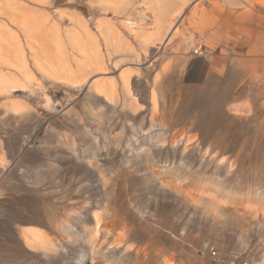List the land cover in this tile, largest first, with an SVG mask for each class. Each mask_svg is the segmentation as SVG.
Segmentation results:
<instances>
[{
    "label": "rangeland",
    "instance_id": "1",
    "mask_svg": "<svg viewBox=\"0 0 264 264\" xmlns=\"http://www.w3.org/2000/svg\"><path fill=\"white\" fill-rule=\"evenodd\" d=\"M51 1L52 5L47 8L37 0H0V12L26 11L47 19L45 23L52 42L59 38L69 41L65 31L61 36L56 33V24L66 29L71 27L68 14L94 19L89 23V35L82 32L77 35V45L65 46L70 62L66 72L65 69L41 72V67L30 62L38 78L47 74L61 83L69 81L78 85L85 74H95L83 93L73 96L74 112L80 114L81 122L91 129L88 132L61 116H39L38 109L46 110L42 91L23 90L20 85L25 83L21 81L13 93V99L20 104L18 114L7 113L3 109L6 102L0 97V264H152L159 250L173 258L174 264H231L236 257L239 264H262L264 10L260 9H264V0H251V8L244 10L250 11L249 16L255 19L237 25L219 23L213 13L194 14L195 2L188 5L189 0L187 3L182 0L185 4H179V9L176 6L173 13H161V21L170 23V27L155 46L150 44L148 51L147 43L142 42L140 36L153 22L151 4L159 5L158 2L166 0ZM175 1L180 3V0ZM204 2L206 0L196 5L202 4L205 10L213 9L214 6L206 7ZM217 2L211 0L210 3ZM54 6L58 13L66 16L64 21H60ZM241 10L231 9L236 14ZM10 29L11 34H17L15 28ZM93 30L99 31L98 39L91 35ZM31 38L34 49L44 55ZM75 67L77 76L72 78L68 70ZM125 70L132 72L131 89L145 111L141 106L130 110L124 104L122 90H118L114 106L104 97L87 98L90 86L109 82L113 77L119 79ZM139 72L144 76L140 77V82L135 76ZM74 90L72 93L77 92ZM107 93L113 99L111 90ZM54 95L64 100L62 88H56ZM153 95L158 116L143 125L140 117L149 110L150 119ZM101 130L95 146L94 137ZM177 133L179 139L175 138ZM73 136L88 139L82 153L85 161L95 150L107 154L103 149L107 138H119L118 143L122 142L124 147L131 139L147 143V157L154 171L138 160L131 168L130 179H126L121 175L126 173L129 163L118 159L119 152L112 149L106 158L107 175H120L116 188L123 189L121 202L127 203L128 216L135 220L134 225L142 224L146 231L161 235L140 241L135 237L140 231L129 226L130 243L136 242V247L143 248L144 262L136 260L134 252L124 255V251L114 253L107 247L104 248L106 257L96 255L93 259L90 244L86 243L87 234L95 224L93 212H102L98 206L108 200L110 191L103 192L107 189L100 183L99 174L75 159V148L70 141ZM188 138H192L193 145L183 152V142H188ZM172 140L177 146L171 144ZM132 147H141V143ZM152 150L162 152L163 156L158 157L156 152L157 157H154ZM99 154L96 157L99 158ZM37 176L45 179L38 180ZM161 179L172 185L182 184V193L212 194L248 224L252 221V226L244 227L230 215L214 216L203 200H187L182 193L177 195L171 187L162 185ZM22 206L39 210L35 218L40 223L30 226L44 228L54 241L56 248L48 255L29 245L20 248L23 240L19 235L22 223L18 212ZM22 217L31 218L27 212H23ZM47 217L51 219L46 221ZM56 218L63 221L60 231L51 224L56 223ZM69 227L73 230L70 233ZM113 239L114 236L111 241ZM84 247H88L86 252ZM212 250L219 259L214 258Z\"/></svg>",
    "mask_w": 264,
    "mask_h": 264
},
{
    "label": "bare ground",
    "instance_id": "2",
    "mask_svg": "<svg viewBox=\"0 0 264 264\" xmlns=\"http://www.w3.org/2000/svg\"><path fill=\"white\" fill-rule=\"evenodd\" d=\"M37 1L41 3L40 5H43V7L48 8V6L52 5L51 0H37ZM184 1L186 2V0ZM185 2L183 3V5L185 4ZM158 4L159 5H157V8H154L153 22H151V27L147 29L142 36H140L142 42L147 43L146 51H148V47L150 46V44L155 46V44H157V40H161L162 38L161 36L165 35L163 33H166L168 28L170 27V23L168 22L163 23V21H161V13L158 10V9H161L160 2H158ZM179 4H181V2ZM179 4L176 5L178 9L180 8L178 7ZM169 6L171 7V5H168L167 3L166 7H169ZM53 9L55 13L59 14L60 21H64L66 19V16L63 15L62 12L59 11L58 13L56 11L58 10L56 6H54ZM0 13L2 14L0 15V18L2 19V21H4V23L3 22L0 23V97H2L6 102L3 104V109L7 113L13 112L15 114H18L19 112L18 105L20 106V104L18 103V101H15L13 99V95H14L13 93L19 86L18 83L21 81L25 83L24 85H20L22 86L23 90H28L30 91V93H34L37 90L42 91L44 102H45L44 107L46 108V110L41 111V109H38L39 116H47L50 114L61 116L62 118L72 121L74 124H77L80 128L87 130L89 132L91 127L87 126L86 123L83 124V122H81L83 120V117L80 114H76L74 112L75 100L73 96L75 97L77 94H82L85 89V86H87L88 82H90L93 79L95 74L92 76L90 74L91 72L87 73V75L85 74V76L82 78V80L79 82L78 85L70 84L68 83L69 81L65 83H61V82L52 80L50 76H48L47 74H45L43 78L41 77L38 78L36 72H34L33 69L30 67L31 66L30 62H32L33 66L36 65L37 67H41L40 69L41 72H46V71L63 72V69H65L64 72H66V68L69 67L70 62L67 60L66 55L68 51H67V47L65 46L66 45L72 46V44L78 42L77 35L82 32H84L85 35L86 34L89 35L91 33V30H89V27H90L89 23L94 22V19L90 17L88 20H85L82 18H77L76 14L75 15L68 14L70 16L69 20L71 23V27L66 29V28L60 27V24H58L59 26L56 24V27H57L56 33H60V36H61L63 32L65 31L67 36L69 37V41L65 42L59 38V39H56L57 40L56 42L54 41L52 42L51 34L50 32H47L48 26L45 23L47 19L46 20L44 18L41 19L40 16L35 15L34 13H31V12H26V11H22L21 13L14 12V11H8V12L2 11ZM171 13H173V11ZM10 27L15 28L17 30V34H11ZM91 35L93 36L94 39H98L100 37V33L97 30L94 31V33ZM31 37H33L35 40L34 44H39L40 50L44 52L45 56L40 51H36L34 49L33 43H30L29 41L32 39ZM71 37L72 38L74 37L73 39H75L73 43L71 42L72 40ZM30 44H32L33 47ZM35 47L38 48V46H35ZM52 47H55V48L53 49ZM76 49H78L77 46H76ZM196 51L199 52L200 50L196 49ZM41 61L43 62V64L41 63ZM68 71L70 72L69 74L70 76H72V78L73 76H77L76 67L73 68L72 71L71 69ZM137 72H138V69H137ZM139 73L140 74L136 73L135 75L138 80L140 79V77L143 76V75L141 76V72ZM132 77H133L132 72L130 70L122 71L119 76V79L118 78L116 79L113 77L109 82L94 84L92 87L90 86V89H88V91L86 92L87 94L86 96L87 98H91V99L93 98L98 99L100 97H104L105 100H107V103H109V105L112 104L114 106V100H116V97L118 96L117 93L120 90H122V92L124 93L123 95V101L125 100L124 104L128 106L130 110H134V108L139 109V106L142 107L144 105L143 103L140 104V101H139L140 98L138 99V97L135 95L134 93L135 91L133 88L132 89L134 92H132V89H131ZM56 88H62L63 96H64L63 101L55 98L54 90H56ZM73 89H75L77 92L72 93ZM109 90H111L113 94V99H110L107 93V91ZM151 104L153 105L154 109H153L152 114L150 115V119L148 117L149 110L144 112L140 117L142 119L143 125H147L148 120H156L158 116L157 111H156L157 108L155 109V107L157 106V100L154 95H153V98L151 99ZM142 109L143 111H145L143 107L141 108V110ZM103 129L104 127L102 128V130ZM102 130L100 134L98 133L94 137L95 146L97 145L98 140H99L98 135L102 134ZM106 134L107 132H105L104 135ZM182 135L183 134L181 133V136ZM175 138L179 139L178 133L175 136ZM181 139H183V137ZM106 140H107L106 142L107 144H105V147L103 149H106L107 154H99L101 153V151L95 150L91 158L85 161L84 158H82L84 157V154L82 153L84 149L83 147L88 146L87 145L88 139L83 138L79 140L74 136L70 139L72 146H74L75 148V151H74V154L76 155L75 159L78 162H84L85 165L88 167L87 169L89 171H93L99 174L102 180L100 183L103 184L104 189H107V190H103V192L108 191V190L110 191V193L107 194L108 200H106L104 204L102 203L103 205L99 204L98 206V208L102 209V212L100 213L99 210H95V212H93V217H94L93 219L95 221V224L93 226V230H91L87 234L88 240L86 243L90 244L91 255H93V259H95L96 255H101V256L106 257L105 254L107 252H105L104 248L107 247V249H110L109 251L114 252V253L124 251L125 252L124 255L134 252L133 254L134 258H136V260H140L141 262H144V255L141 254L143 248L136 247L135 246L136 242L130 243L131 241L128 238L129 236L128 228H130L129 227L130 225L134 227L135 226L134 224H136V222H134L135 220H133L132 217L128 216V207L126 206L127 203L126 205H124V203L121 202L122 201L121 195L124 196L123 189L120 188V191H119L116 188L117 185L115 184V182L118 181V178L120 177V175L119 174L116 176L114 175L110 176L109 174L107 175L106 168H108V166H106L107 164L106 158L107 156H109L110 150L112 149L119 152L118 156L120 158L118 159H121V160L124 159L126 162L129 163L125 170L126 173L125 174L122 173L121 175L122 177L126 179H130L129 176L133 172L131 168H134L136 163H138V160L144 161V163L147 164L149 169L151 171H154L153 164L147 157L148 151H147V147L145 146V144L147 143L143 140H141L140 142V140L138 139H131L129 140V142H127L128 146L124 147L122 142L118 143L119 138L111 137V138H107ZM187 140L188 142H183L184 144V147L182 148L183 152L184 151L186 152V150L191 148V146L193 145L192 138H188ZM165 141L167 140L165 139L164 142ZM137 142L138 144L141 143V147H137V148L132 147ZM176 143H177L176 141H173V140L171 141L172 145L174 144L175 146H177ZM143 146H145L146 148H144ZM156 152L158 154V157L163 156L162 152L152 150L154 157H157ZM98 154L100 155L99 158L96 157ZM2 163L5 164L4 161H1V164ZM130 165H132V167ZM155 173H156V170H155ZM37 177H38V180L45 179L42 176H37ZM161 182H162V185L171 187L172 190H174L177 193V195L183 192L182 184L172 185V184H169V182H166L162 179H161ZM182 195L187 200L191 198H195V199L197 198L198 201L203 200L207 205H209V208H210L209 212H211L214 216H217V214L230 215L231 219H233L234 222H239L241 225H244V227H251L253 224L252 221H249V224H248L245 221L246 219H242L234 209L225 207V205L223 203L221 204L220 201H217L215 197L212 196V194L209 196H203V195L195 196L194 192L188 191V192L182 193ZM80 210H82L81 207H80ZM23 212H27V214H29L31 218L24 219L22 217ZM18 214L21 219L20 223H22L21 224L22 226L19 228V235L22 237L23 244H21L20 248H25V246L29 245L33 247V249H41L42 251L45 252L46 255H48V253L51 250L54 251L56 248V245L54 241L51 240L50 237H48V234H47L48 232L44 230V228H40L37 225L30 226L33 224L35 225V224L40 223L38 219L35 218V216H39V210H37V208H33L30 210L28 208H25V206H22L21 211H19ZM50 219L49 217H47L46 221ZM62 222H63L62 220L56 218V223L54 221L51 224L55 229L60 231L62 230ZM137 225L138 227L135 226V228H137L138 232L140 231V233H138V235H136L135 237L138 238L140 241L144 239L152 238L156 235L150 230L146 231L145 227H143L142 224H137ZM118 228L121 231V233L119 234H117L119 230ZM67 231L70 233V231L72 232L73 230L70 229L69 227ZM113 236H114V239L111 241V238ZM160 236H161L160 234L156 235V237H159V238ZM86 249H88V247L83 248L85 252H86ZM156 252H157V255L154 257V259L151 260L152 264L154 263L155 264H174L173 258L169 257L166 254H161L162 253L161 250L156 251ZM211 254L214 256V258H218V259L220 258L215 250H212ZM85 256H86V253L83 254V257L81 259L82 262L85 260ZM235 260L231 264H239L237 263L238 257H236ZM240 264H248V263H240ZM262 264H264V260L262 261Z\"/></svg>",
    "mask_w": 264,
    "mask_h": 264
},
{
    "label": "crops",
    "instance_id": "3",
    "mask_svg": "<svg viewBox=\"0 0 264 264\" xmlns=\"http://www.w3.org/2000/svg\"><path fill=\"white\" fill-rule=\"evenodd\" d=\"M174 1V2H173ZM195 2L193 4V8H192V12L195 14V12L198 13H205V14H215L216 18L218 19L219 23L222 22H228L229 24H231L233 22V24L237 25L245 20L249 21H253L255 18L250 17V11H245L244 8L248 7L249 9L251 8L252 4L251 0H212V1H218L216 4L215 3H210V1L204 2L206 7L212 8V10H205V7H202V4H199V6H197L196 4H198L199 2H202L203 0H190V2H188V5H192V2ZM163 3H168V5H171V7H166L167 4L161 3V9H158L160 11V13H171L172 11H175L176 5H174L175 3H177L175 0H166L162 1ZM181 4L183 5L182 1L180 0ZM179 4V3H178ZM181 4L179 6H181ZM250 5V6H249ZM152 8H157V4L156 2H153L151 4ZM201 7V8H199ZM226 7V9H225ZM160 8V7H158ZM187 8V6L185 7ZM228 9V10H227ZM231 9H234V11L236 10H241L243 9L244 11H240L238 14L234 13V11H231ZM261 11H263L264 9H260ZM259 11V10H258ZM235 14V15H234ZM243 19V20H241ZM246 22V21H245ZM164 34V33H163Z\"/></svg>",
    "mask_w": 264,
    "mask_h": 264
},
{
    "label": "built area",
    "instance_id": "4",
    "mask_svg": "<svg viewBox=\"0 0 264 264\" xmlns=\"http://www.w3.org/2000/svg\"><path fill=\"white\" fill-rule=\"evenodd\" d=\"M197 52V51H196Z\"/></svg>",
    "mask_w": 264,
    "mask_h": 264
}]
</instances>
